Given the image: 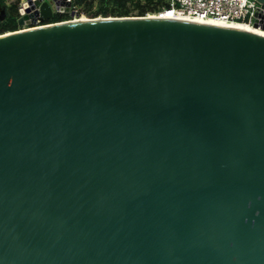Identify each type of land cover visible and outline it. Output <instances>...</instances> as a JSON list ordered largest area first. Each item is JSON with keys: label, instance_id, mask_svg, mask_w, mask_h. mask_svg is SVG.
<instances>
[{"label": "water", "instance_id": "95a60500", "mask_svg": "<svg viewBox=\"0 0 264 264\" xmlns=\"http://www.w3.org/2000/svg\"><path fill=\"white\" fill-rule=\"evenodd\" d=\"M145 16L0 37V264H264V37Z\"/></svg>", "mask_w": 264, "mask_h": 264}, {"label": "built area", "instance_id": "2783aa9c", "mask_svg": "<svg viewBox=\"0 0 264 264\" xmlns=\"http://www.w3.org/2000/svg\"><path fill=\"white\" fill-rule=\"evenodd\" d=\"M70 3L71 0H65ZM23 8L18 7L19 16ZM69 12V13H70ZM171 13L173 16H183L200 20H220L230 23H241L252 27H264V3L258 0H169V6L154 13L159 16ZM37 23L40 22L37 20ZM26 27V26H24Z\"/></svg>", "mask_w": 264, "mask_h": 264}, {"label": "trees", "instance_id": "16d2710c", "mask_svg": "<svg viewBox=\"0 0 264 264\" xmlns=\"http://www.w3.org/2000/svg\"><path fill=\"white\" fill-rule=\"evenodd\" d=\"M18 4L19 0H0V8L4 10L3 18L0 20V35L20 29L17 24ZM168 6L169 0H71L72 11L75 10L79 16L86 15L89 18L130 16L132 12L137 16H145L147 13H154ZM68 19H70L69 14L57 12L51 20L44 23Z\"/></svg>", "mask_w": 264, "mask_h": 264}, {"label": "bare ground", "instance_id": "6f19581e", "mask_svg": "<svg viewBox=\"0 0 264 264\" xmlns=\"http://www.w3.org/2000/svg\"><path fill=\"white\" fill-rule=\"evenodd\" d=\"M112 19L113 18L102 19L101 17H97L96 19H93V20H112ZM126 19H137V20L163 19V20H168V21L186 22V23H192V24H197V25L240 30V31H244V32H248V33H252V34H256V35H260L264 37V30L260 28L252 27L246 24L230 23V22H224V21L213 20V19L200 20V19H194V18L183 17V16H173L171 13L162 15V16H159L158 14H155V15L149 14L145 16L144 18H126ZM87 21H92V20L86 17L84 18V17L79 16V17L74 18L73 20L68 19V20H64L57 24H47V25H42V26L28 27L27 29L22 28L23 30H20L21 29L20 28L16 31L2 34L0 35V37L9 36V35L27 32V31H32V30L54 27V26L77 24V23H82V22H87Z\"/></svg>", "mask_w": 264, "mask_h": 264}, {"label": "rangeland", "instance_id": "374dc122", "mask_svg": "<svg viewBox=\"0 0 264 264\" xmlns=\"http://www.w3.org/2000/svg\"><path fill=\"white\" fill-rule=\"evenodd\" d=\"M94 6H95V4H94ZM94 8H95V7H94ZM69 12H70V11L65 12V13L70 14ZM73 13H75V12H73ZM75 14H77V13H75ZM134 14H135V13L132 12V15H130V16H136V15H134ZM69 16H70V15H69ZM80 17H84V18L87 17V18H89V17L86 16V15H84V16H81V15H80ZM97 17H98V16H97ZM100 17H102V16H100ZM74 18H76V17H75V16H72V17L70 16V19H71V20H73ZM24 29H27V28H24ZM20 30H23V29L21 28Z\"/></svg>", "mask_w": 264, "mask_h": 264}, {"label": "flooded vegetation", "instance_id": "af4514ba", "mask_svg": "<svg viewBox=\"0 0 264 264\" xmlns=\"http://www.w3.org/2000/svg\"><path fill=\"white\" fill-rule=\"evenodd\" d=\"M55 13H57V12H55ZM55 13H54V14H55ZM54 14H53V15H54Z\"/></svg>", "mask_w": 264, "mask_h": 264}]
</instances>
